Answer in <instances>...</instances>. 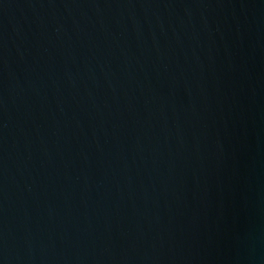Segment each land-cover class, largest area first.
<instances>
[{
    "label": "water",
    "instance_id": "obj_1",
    "mask_svg": "<svg viewBox=\"0 0 264 264\" xmlns=\"http://www.w3.org/2000/svg\"><path fill=\"white\" fill-rule=\"evenodd\" d=\"M0 264H264V0H0Z\"/></svg>",
    "mask_w": 264,
    "mask_h": 264
}]
</instances>
